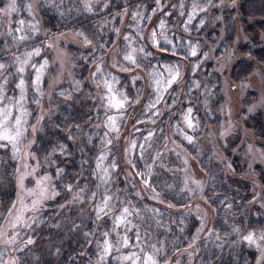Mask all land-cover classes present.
Returning a JSON list of instances; mask_svg holds the SVG:
<instances>
[{
	"label": "rangeland",
	"instance_id": "1",
	"mask_svg": "<svg viewBox=\"0 0 264 264\" xmlns=\"http://www.w3.org/2000/svg\"><path fill=\"white\" fill-rule=\"evenodd\" d=\"M238 1L180 0L167 12V0H0V264H68L85 233L82 264H238L244 248L252 264H264V146L249 121L264 125V61L251 51L264 44V31L248 32L245 23H264V14L247 17ZM164 45L170 49L161 51ZM164 52L173 58L162 62ZM240 57L251 67L236 80L231 70ZM211 73L221 78L219 96L211 83L200 88ZM70 100L91 114L73 127L79 146L99 130L106 142L89 164L96 190L61 202L56 164L45 166L35 144ZM159 165L177 175L184 205L151 185ZM117 167L125 197L111 203ZM215 170L231 199L229 219L218 226L212 200L220 193L209 191ZM150 204L174 211L164 217L167 231L153 233L140 219ZM41 222L51 232L35 249Z\"/></svg>",
	"mask_w": 264,
	"mask_h": 264
},
{
	"label": "trees",
	"instance_id": "2",
	"mask_svg": "<svg viewBox=\"0 0 264 264\" xmlns=\"http://www.w3.org/2000/svg\"><path fill=\"white\" fill-rule=\"evenodd\" d=\"M149 0H146V2ZM180 0H172L169 3V0H167L169 6L166 5V8L163 11L171 12L173 11L174 8L173 5L176 4L178 5ZM239 3V10L244 13L247 17H258L259 15L264 14V0H240L238 1ZM119 7V6H115ZM180 7V6H179ZM50 10V9H49ZM238 10V11H239ZM51 11V10H50ZM225 12V11H224ZM230 16L229 13L225 12V22L231 24L233 19L231 18L232 16V10L230 11ZM76 14L75 10L73 11V14ZM72 13H69L68 18L71 19ZM241 14V13H240ZM162 17L165 16L164 13L161 14ZM49 18H51L50 14L48 15ZM54 17V16H53ZM75 19L76 16L73 15ZM171 17V16H170ZM84 19L81 18L80 16L77 17V20ZM235 19V18H234ZM254 19V18H252ZM171 21H169L170 24ZM245 22V21H244ZM246 23V30L249 32L251 30H263L264 31V23L262 20L259 21L257 24H253L250 22H245ZM194 24V23H193ZM86 30V34H88L89 29L92 28L91 24H83ZM262 25V26H261ZM182 28H184V25H181ZM54 31H56V27L53 28ZM205 29V27H204ZM233 31V28H232ZM229 35H232L230 32ZM186 35H183L185 37ZM174 39L177 40V34L175 33L173 35ZM163 39V38H162ZM193 42L194 39H193ZM163 43V42H162ZM164 44V43H163ZM249 44V43H248ZM247 44V45H248ZM246 44H239L238 48L242 52H246L249 47ZM122 46V43H121ZM161 51L164 50H169L170 47L168 46H161L160 47ZM252 54L254 55L255 58L257 59H263L264 61V44L260 45V47L251 50ZM4 52H0V55H4ZM163 59L162 62L165 60H171V57L169 53L164 52L161 56ZM191 57H189V63L190 66H192L193 61L191 62ZM80 64L84 66L85 63L84 61H79ZM84 63V64H83ZM211 63L207 64V71L211 68ZM233 69L231 70V76H233L234 79L239 80L240 78L243 79L248 76V73L250 72V62L245 59L240 57L238 60L235 61V64L232 65ZM150 65L146 70H149ZM213 67V66H212ZM82 75L78 76L80 79ZM211 83L214 89L215 95L218 93L219 96V91H220V83H221V78L216 74V73H211L208 74L207 82L202 83L200 88H209L208 84ZM191 84V83H190ZM188 85V87L190 86ZM130 91V90H129ZM185 97L186 98H192V95H188L189 93L192 92V89H187L185 90ZM132 92V91H130ZM210 93V90L206 92V95ZM65 97H67L68 94L64 93ZM132 94V93H131ZM94 95L91 93V96L87 100V104L90 105L91 101L93 100ZM76 105L74 102L66 101L63 107H60V109H56L53 114V122L54 124L50 125V131L47 134V137L45 138L44 134L40 135L38 137V141L35 144V149L38 152V157L39 159H42L44 162L45 166L46 164L49 163V165H54L56 164V171H54V174L56 175V180H57V186H58V195L56 197V200L64 202L68 200L70 197V193L81 195V191H84V197H88V193H92L95 188V168L90 166L95 165V156L98 155L101 150L105 147L104 144L106 141L103 140V133L98 131L96 134L91 135L90 137H87V142L84 143L82 142L81 146H79V142L75 139L77 138L76 133L77 131L73 128L74 126H77L78 123V118L82 120L83 117L85 116H90L91 114L89 113L90 110L88 111H83V109H75ZM173 111V110H172ZM88 112V114H87ZM82 113V115H81ZM94 119V116L92 118L88 119L85 122L86 128L93 130L94 127L91 126L92 120ZM250 125L251 128L254 129L258 134H260L261 137H263V141L260 140L259 144L261 146H264V125H262L261 121L257 120V118L250 117ZM103 130V129H102ZM95 131V130H94ZM91 132V133H92ZM94 137V139H93ZM50 151V155H48V152ZM149 161V159H148ZM90 168V172L88 173V168ZM119 167L114 169L112 173L110 174L111 178V183H109V191L107 193L112 194V201L111 203L117 202V198H119L121 195L122 197H125L124 194V188L122 187L124 184V179L119 176ZM224 175V174H223ZM221 172L218 170L212 171L211 172V180L209 183V191L214 194V191L219 192L220 194H217L214 196V202L212 200L213 205L216 206L217 210V219L215 225H220L226 222L225 218L227 220L229 219L225 213L227 212L226 209V203L231 201V199H225L223 198L224 195H229V189L224 183V178ZM150 183L153 185L156 189V192L161 195L165 200L167 201H172L176 205H184L186 202L185 198V192L180 190V185L179 180L177 175L174 173H168L165 168L163 170L162 166L159 165V167H155L153 169V172L150 174ZM11 177V174L9 178ZM12 178V177H11ZM99 191V189H97ZM102 195L104 193H101ZM81 196V197H83ZM77 197L76 201H81L80 198ZM221 201V202H220ZM172 216L174 218V211L169 212L166 208L164 207H159L156 205H151L146 206V208H143L139 212V217L144 223L147 225V223L150 225V229H153V233H156L158 230L162 229H167V224L163 222L165 219V216ZM193 220V219H192ZM162 221V222H161ZM187 221V222H186ZM189 219H186L184 222V231L187 233H193L194 232V226L193 222L191 221L190 224H188ZM42 225H40V230L41 232L36 234V238L33 242L34 248L35 249H40L44 246L45 243V234L44 233H49L51 232V228L47 229L44 227V222H41ZM174 224V223H172ZM253 221L248 222V227L253 228L254 226L252 225ZM157 228L158 230H156ZM171 235V234H170ZM80 238V237H79ZM88 239V234L85 233L83 234L82 238L78 241L76 240V244L74 245V250H71V252L75 253L76 255L72 256V258L68 259V264H82V262H85V259L88 258L87 254H81V250L85 248L86 241ZM73 246V245H72ZM92 248L87 247L86 250L90 253V255L93 253ZM92 252V253H91ZM53 257L51 256V262H53L56 258L57 255L52 254ZM228 258L233 259V253L230 252L229 255H227ZM239 263L238 264H252L254 257L252 255V252L246 248L242 252H239ZM54 258V259H53ZM227 259V258H226ZM21 262H24L22 260ZM226 262V261H225ZM228 262V260H227ZM52 264V263H48Z\"/></svg>",
	"mask_w": 264,
	"mask_h": 264
}]
</instances>
